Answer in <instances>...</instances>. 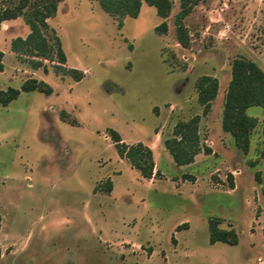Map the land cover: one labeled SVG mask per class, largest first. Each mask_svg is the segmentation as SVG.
<instances>
[{"label":"rangeland","instance_id":"rangeland-1","mask_svg":"<svg viewBox=\"0 0 264 264\" xmlns=\"http://www.w3.org/2000/svg\"><path fill=\"white\" fill-rule=\"evenodd\" d=\"M172 1L170 17L143 2L122 27L96 0L61 1L45 32L59 36L80 81L57 73V59L34 68L13 52L12 39L30 27L23 16L3 22L0 91L30 78L54 91H21L0 104V264H263L264 107L247 109L259 119L248 153L222 117L233 60L264 70V0H201L184 19L189 47L178 42L180 0ZM18 2L0 0L2 8ZM163 22L166 33L156 30ZM204 75L220 82L208 117L195 88ZM198 114L212 153L177 165L166 140ZM159 127L161 171L151 180L119 155L110 130L133 144L153 141ZM108 179L111 192L103 191ZM212 218L235 229L239 243L211 244Z\"/></svg>","mask_w":264,"mask_h":264},{"label":"trees","instance_id":"trees-1","mask_svg":"<svg viewBox=\"0 0 264 264\" xmlns=\"http://www.w3.org/2000/svg\"><path fill=\"white\" fill-rule=\"evenodd\" d=\"M63 0H19V2L10 7L2 8L0 4V31L3 22L16 19L23 16L25 22L30 27L27 36H18L12 39V51L18 55L33 58L34 68L43 66L46 60L55 61L58 66L56 72H63L80 81L84 73L75 68L66 67L67 55L62 47L59 36L51 40L46 34L49 29L48 19L58 10L59 3ZM101 7L114 18L119 19V26H123V18L138 17L143 2L154 6L157 13L162 18L170 17L173 9L172 0H96ZM201 0H180V11L175 18L176 34L178 42L189 47L191 36L187 29L184 19L193 11ZM158 32L166 33L168 25L166 22L156 27ZM2 55V52H0ZM4 66L0 60V71ZM232 78L229 82L223 108L222 127L235 138L236 146L249 152L250 137L259 123V119L247 114V109L251 106L264 107V70L253 60L240 56L232 62ZM195 88L198 93V102L203 107V115L207 116L212 110L213 101L217 98L220 89L219 79L212 75L199 77L195 82ZM21 91H40L46 94H52L54 89L50 84L43 80L30 78L22 85L21 89L9 87L0 91V104L8 105L18 98ZM201 115H195L188 120L179 121L174 130V138L166 140V147L169 149L177 165H188L195 162L196 156L204 151L206 154L212 153L210 146H205L202 142L199 124ZM110 136L115 143L117 151L122 158H127L132 167L139 170L144 178H152L155 174V161L153 150L143 142L133 144L126 143L120 133L116 130H110ZM264 157V125H263V148L260 152ZM159 173V170L156 174ZM195 180L192 175L186 176V179ZM230 186L235 187L232 176H230ZM113 181L108 179L103 191L111 192ZM264 196V188L262 189ZM260 215V214H258ZM178 227L182 229L184 225ZM219 218L210 219V243L223 242L230 245L239 243V235L233 228L224 229L220 227ZM264 230V222H263ZM2 256V247L0 244V258Z\"/></svg>","mask_w":264,"mask_h":264},{"label":"crops","instance_id":"crops-1","mask_svg":"<svg viewBox=\"0 0 264 264\" xmlns=\"http://www.w3.org/2000/svg\"><path fill=\"white\" fill-rule=\"evenodd\" d=\"M218 96H219V94H218ZM217 96V97H218ZM158 113H160V110H158L157 111ZM207 117H208V115H207ZM161 134H162V132L160 131V127L157 129L156 128V137H155V139L153 140V141H151V142H149V143H145V142H143L144 144H146L147 146H149L152 150H153V154H154V161H155V174H154V176L151 178V180H154L155 179V175H156V172L159 170V171H161L160 170V167H159V163L157 162V159H156V156H155V150H156V147H157V145L160 143V141H161ZM206 142L208 143V145H210V144H212V141H210L209 142V140H206ZM210 147H212V146H210ZM225 147V149H227V147L226 146H224ZM202 153V152H201ZM201 153H199L198 155H200ZM213 153H216V151L215 150H213ZM197 155V156H198ZM196 156V157H197ZM262 185L260 186V188H261V191H262ZM230 188H231V186H230ZM238 189V187H237V181H236V175H235V187L234 188H231V190L232 191H235V190H237ZM261 215V214H260ZM262 215L264 216V213L262 212ZM264 222V221H263ZM261 262H263V264H264V260H261Z\"/></svg>","mask_w":264,"mask_h":264}]
</instances>
